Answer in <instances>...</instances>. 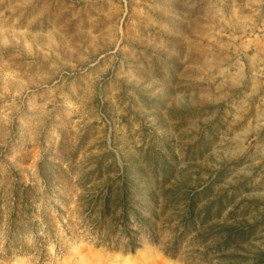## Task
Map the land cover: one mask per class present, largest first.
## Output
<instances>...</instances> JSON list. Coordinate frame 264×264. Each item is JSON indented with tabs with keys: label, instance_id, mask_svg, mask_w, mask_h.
<instances>
[{
	"label": "rangeland",
	"instance_id": "rangeland-1",
	"mask_svg": "<svg viewBox=\"0 0 264 264\" xmlns=\"http://www.w3.org/2000/svg\"><path fill=\"white\" fill-rule=\"evenodd\" d=\"M0 215V264H264V0H0Z\"/></svg>",
	"mask_w": 264,
	"mask_h": 264
},
{
	"label": "trees",
	"instance_id": "trees-1",
	"mask_svg": "<svg viewBox=\"0 0 264 264\" xmlns=\"http://www.w3.org/2000/svg\"><path fill=\"white\" fill-rule=\"evenodd\" d=\"M23 187V193H22V196L21 195H19L18 193H16V197H15V202L17 203V205L18 206H20V205H22V204H24V203H28V201H29V197H28V192H29V190L30 189H33V187L34 186H32V185H28V186H25V185H23L22 186ZM127 192H125L124 194H123V196H122V198H121V202H119L120 204H116V208H118V206H122L123 207V213H124V215H126L127 214V205H126V200H127ZM21 198H23V202H20V199ZM122 199H123V201H122ZM109 200H110V197H109V195H107L106 197H105V203H104V205H105V209H107V210H105V212H110L111 211V209H110V203H109ZM25 205V204H24ZM19 209H16V211H14V213L16 214V216L17 217H19L20 215H19ZM104 211V210H103ZM102 211V215H106L105 214V212H103ZM0 221H3V217H1V215H0ZM9 232H10V235L12 236H14V234H13V230H12V228L11 229H9ZM9 246L10 245H7V251L9 250L8 248H9Z\"/></svg>",
	"mask_w": 264,
	"mask_h": 264
}]
</instances>
